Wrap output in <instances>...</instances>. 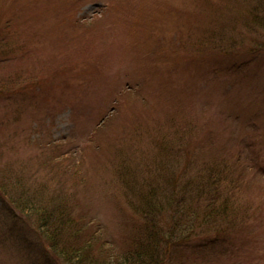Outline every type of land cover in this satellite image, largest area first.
Returning <instances> with one entry per match:
<instances>
[{
	"label": "rangeland",
	"instance_id": "1",
	"mask_svg": "<svg viewBox=\"0 0 264 264\" xmlns=\"http://www.w3.org/2000/svg\"><path fill=\"white\" fill-rule=\"evenodd\" d=\"M150 222L158 264H264V0H0V264Z\"/></svg>",
	"mask_w": 264,
	"mask_h": 264
},
{
	"label": "trees",
	"instance_id": "2",
	"mask_svg": "<svg viewBox=\"0 0 264 264\" xmlns=\"http://www.w3.org/2000/svg\"><path fill=\"white\" fill-rule=\"evenodd\" d=\"M219 180H220V178L216 177V180H215L216 186H217V183L219 182ZM12 206L15 207L14 204H12ZM13 207H12V209H14ZM147 215L154 217L152 213H149ZM174 221L176 223H178L177 219H174ZM192 222L193 221H191V223H190V221H187L186 224L190 223L191 227H186L184 229L182 227H178L177 224H175V230H173L171 228L169 230L170 234H168L167 236L163 235V237H164L163 240L165 241L164 243H165V249H166L167 254L171 253L172 240L174 238L178 237L179 242L181 241V243H183L185 245V244L192 243V241L194 239H196L200 236V235H198L197 230H195V228H194L195 226ZM149 227L151 229V231L148 232V237L150 240L148 238L145 239V241L142 242L138 246V248L134 249V251H131V253L126 254L125 258L123 259L124 264H158V260L156 261V259H159V258H158L156 250H157V245L159 242L158 239H159L161 233L157 228L158 225L151 223V224H149ZM179 228H182V229H179ZM37 233H38V235H40L42 237L44 236V234H43L44 232L40 228H38ZM201 233L205 234L203 232H201ZM74 245L75 244L72 243V247L70 246V250L68 251L69 254L70 253H72V254L66 256L64 253V256L67 258V260H69L70 264H115L116 263L115 261H111V260L106 261L105 258H104L105 259L104 261L96 260L95 259L96 257H93L92 254L87 255L88 252H90L89 248H88V251H86L85 248H80V249L73 248ZM43 246H44V249L47 251L48 254H50L51 256H54L55 252H54L53 244H50L45 240L43 243ZM59 264H64V263H62V260L61 261L59 260Z\"/></svg>",
	"mask_w": 264,
	"mask_h": 264
}]
</instances>
